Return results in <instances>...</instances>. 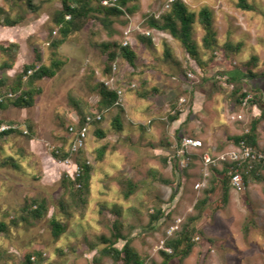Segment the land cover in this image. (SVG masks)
<instances>
[{
  "label": "rangeland",
  "instance_id": "374dc122",
  "mask_svg": "<svg viewBox=\"0 0 264 264\" xmlns=\"http://www.w3.org/2000/svg\"><path fill=\"white\" fill-rule=\"evenodd\" d=\"M168 1L141 0L139 12L111 17L110 25L91 18L70 36L62 52L58 48L65 64L55 77L37 82L42 92L35 105L24 109L10 102L0 109V120L18 127L0 141V218L9 225L0 233V264H24L26 256L37 251L46 253L44 264H125L101 254L107 246L102 238L113 235L115 224L148 256L147 264H161L166 242L187 223L197 229L195 247L185 260L177 257L168 264H264V170L262 180L245 182L243 177L241 188L233 186L226 202L223 175L215 171L223 169L224 161H238L233 137L247 131L262 113L255 150L264 152V0H248L252 9L241 8L239 0H183L195 15L197 58L171 33L149 26V17L160 18L170 10ZM33 3L38 11L26 0H0V43H28L25 64L39 57V65L49 66L52 41L60 37L53 17L62 0ZM204 8L212 15L215 32L211 48L205 45L199 16ZM41 9L49 17L40 15ZM7 19L19 23L6 26ZM125 41L136 54L133 65L121 56L115 61L109 57L112 51L120 53L115 43ZM34 45L38 53H33ZM19 50H0L2 91L12 89L24 70L25 64L16 65ZM250 71L260 77L252 78ZM229 74L246 76L243 91L262 88V98L254 105L251 94L239 103L234 86L226 82ZM112 79L114 87L124 90V101L107 109L101 105V90ZM178 109L180 119L172 122ZM73 113L104 115L91 126L81 153L93 172L89 189L79 199L62 181L67 167L53 157L56 147L69 145ZM32 136L37 138L34 144ZM180 136L203 140V147L191 150L184 170H176L174 162ZM103 146L107 149L100 156ZM206 155L212 159L209 164ZM128 181L136 185L129 198ZM212 184L209 203L191 222ZM33 198L47 199L45 217L34 219L24 212ZM159 206L170 216L153 224L151 215ZM54 219L66 227L60 237L54 234ZM125 242L120 239L117 246L123 248Z\"/></svg>",
  "mask_w": 264,
  "mask_h": 264
},
{
  "label": "trees",
  "instance_id": "16d2710c",
  "mask_svg": "<svg viewBox=\"0 0 264 264\" xmlns=\"http://www.w3.org/2000/svg\"><path fill=\"white\" fill-rule=\"evenodd\" d=\"M28 6L33 10H38L37 5H34L33 0H26ZM239 6L243 9H252L248 0H239ZM141 10V0H118L114 5H103L102 0H62V7L55 13L53 17L54 23L60 29V37L52 41V46L55 49L53 52V59L49 66L39 65L38 61L40 60L37 57L38 61L26 64L23 72L18 77V82L10 89L9 91L0 90V109H4L10 102H12L16 107L20 108H31L35 105L36 96L42 92L40 87H37L36 84L38 81L42 80L45 77H55L57 73L64 66L65 61L60 59L59 56V47L64 44L70 36L77 32L81 31L91 18H99L106 25L113 23L111 17H121L125 13L135 14ZM200 21L204 25L206 30V35L204 37L205 45L208 48L213 47L215 43V32L212 25V15L210 14L209 9L204 8L199 13ZM195 21V15L191 13L183 0H176L172 3V7L169 11L161 15L160 18H157L155 15H152L148 18V24L151 28L157 29L160 31H168L176 39L180 40L184 47L187 49L190 55L197 58L198 50L195 41L192 38V25ZM19 23L18 20L7 19L4 25L6 26H15ZM151 39V35H146ZM115 46L120 49V53L115 50L112 51L109 57L115 61L119 56L126 59L131 65L135 64L136 54L130 45L124 46V44L115 43ZM231 46V45H229ZM19 47L18 43H11L8 46H4L0 43V50L4 52H9L12 48ZM106 47H111V45H106ZM232 48V46H231ZM167 55H170L169 51ZM255 62L258 61L257 58L253 59ZM10 66V65H9ZM33 70V73L29 74V71ZM250 76L252 78L260 77L257 73L250 71ZM264 76V75H263ZM27 77V80H24ZM246 76L238 74H229L227 75L226 82L231 83L234 86V95L239 103H243L244 99L252 94V98L249 100L252 104H256L263 96L262 88L253 87L250 90L244 89V82ZM2 80H0V86ZM12 94V95H10ZM102 100L101 105L105 108H111L117 102L119 95L116 91L110 89L106 83H103V88L101 90ZM99 113H90L80 117L79 121H74L71 125H68L69 133V145L68 147L59 146L56 147L53 151V157L58 161H64L67 158H70L73 166H80V173L76 172L73 175L69 173L68 170H65L63 173L62 181L68 187L73 195V197L81 198L84 193L89 189L90 179L93 172V166L89 164L86 159L82 158L81 153L84 151L85 147L79 148L77 151L72 150V144L74 136L70 133V126H76L81 128L89 122V117H95ZM102 114V113H101ZM181 111L178 109L175 111L170 119L172 122L180 119ZM263 113L259 118L253 119L250 128L243 132L240 135L233 137L234 142L240 146L244 143L246 146H250L253 149L259 147V124L262 120ZM104 115L102 114L101 119H94L90 125L94 123L102 122ZM5 124L4 121L0 120V125ZM121 127V123H119ZM15 131L14 128H11L7 131L0 133V141L3 137L8 136L9 134ZM99 135H102L98 131ZM90 135V130H89ZM35 136L30 137L34 139ZM89 138V137H88ZM181 138L179 137V143ZM87 144V142H86ZM107 147L103 146L99 150L100 156H103ZM174 155V162L176 170H184L181 164V158ZM191 158V155H189ZM190 161V160H189ZM188 161V165L189 162ZM64 166V165H63ZM264 170V161L262 160H253L246 159L244 161H233L228 162L224 161L223 169L218 170L215 168L216 173L223 175L221 180L224 190L223 200L226 202L231 188L234 186L232 182L233 173H241L244 177L245 182H248L249 179L262 180L263 175L262 171ZM165 183H170L169 180L162 179ZM214 180V179H213ZM128 189L125 193L126 197H130L136 188V185L133 181H128ZM215 191V186L212 184L210 187L205 189V195L202 199L199 200L197 208L199 213L197 216L190 219L191 222L196 221L201 217L206 205L209 203V198L211 194ZM177 190L174 191L172 199L175 198ZM24 212L31 216L34 219H41L45 217L48 212V202L45 198H33L29 203L24 206ZM170 213H166V210L162 206L157 207L151 215V221L153 224L159 222L162 218L170 216ZM9 225L7 222L1 220L0 218V233L8 231ZM53 230L56 237H60L66 230V227L56 219L53 220ZM120 227L114 225V233L111 237L103 236V242L107 244L104 249H102L101 254L111 256L115 261H124L125 264H147L148 256L143 255L132 245L131 239H126L123 237L119 231ZM197 231L194 225L190 223L183 224L181 229L177 231L174 237H171L167 242V249L162 250L161 254L164 258L163 263L168 264L172 259L179 257L181 261L185 260L192 253L193 248L195 247L196 241L194 233ZM120 239H125L126 242L123 248H119L117 243ZM170 248L172 252L168 250ZM46 253L43 251H37L26 256L24 264H44L46 260Z\"/></svg>",
  "mask_w": 264,
  "mask_h": 264
},
{
  "label": "built area",
  "instance_id": "2783aa9c",
  "mask_svg": "<svg viewBox=\"0 0 264 264\" xmlns=\"http://www.w3.org/2000/svg\"><path fill=\"white\" fill-rule=\"evenodd\" d=\"M118 0H102V4L109 6V5H114L116 4ZM176 1V0H169L167 3V9H171L172 7V3ZM148 34H150V32H148ZM130 45L129 41H125L124 42V46H128ZM114 71H117V63H114ZM33 70L29 71V74H32ZM113 80L107 82V84L109 85V87L112 88V90L116 91L119 95V98L117 100V102L115 103V106L118 105H122L123 101H124V90L119 88V87H114L113 86ZM12 95V94H10ZM1 101L3 100L2 98L0 99ZM102 118V114L99 113L98 115H96L95 117H89V122L82 126L81 128H77L76 126H70V133L74 136L73 139V144H72V150L73 151H77L79 148L81 147H85L86 146V142L88 140L89 137V130H90V125L92 123V121L94 119H101ZM11 128H18L16 125H8V124H2L0 125V133L7 131ZM25 133H28V130L25 129L24 130ZM201 147H203V140L201 138H194L192 136H183L181 138V142L177 144V156L180 157H184V159H181V164L182 166H187L188 165V160L190 159L189 155L192 154V149H200ZM235 154V158L236 160H240V161H244L246 159H259L264 161V152H257L255 149H253L250 146H246L244 143H242V145L239 146V151ZM212 162V159L206 155L205 156V163L209 164ZM61 164H63L64 166L67 167V170L69 171V173L71 175H73L74 173L78 172L80 173V166L78 165H74L71 161L70 158H67L64 161H61ZM71 168V170L68 169ZM230 174L232 175V182L233 185L236 188H241L242 184H243V176L241 173L237 172V173H233V171H230ZM202 186L201 183H199L197 185L198 188H200Z\"/></svg>",
  "mask_w": 264,
  "mask_h": 264
},
{
  "label": "crops",
  "instance_id": "0c3cea01",
  "mask_svg": "<svg viewBox=\"0 0 264 264\" xmlns=\"http://www.w3.org/2000/svg\"><path fill=\"white\" fill-rule=\"evenodd\" d=\"M39 10V9H38ZM38 10H36V11H38ZM44 10H42L41 9V11H40V15H44V16H48V13H46V14H44V12H43ZM49 17V16H48ZM56 25V24H55ZM15 26H17V25H15ZM57 26V25H56ZM12 27H14V26H12ZM155 30H157V29H155ZM159 31V30H158ZM148 31H146V33H147ZM151 32H153L152 30H151ZM14 41H12L11 43H13ZM70 41L69 40H67L64 44H62L60 47V52H62V50H63V48L66 46V45H68V43H69ZM14 43H16V42H14ZM18 43V45H19V53H18V55H17V58H16V65H20V64H25V63H27V60H26V55H25V53H26V51H25V49L27 48V49H29L30 47H29V45H28V43H26L25 45L23 44V43H20V42H17ZM38 49H37V47H35V45L34 46H32V51H33V53H38V51H37ZM32 62V61H31ZM26 65V64H25ZM127 104L129 105V107H130V105H132L131 104V102H130V97L128 98V96H127ZM134 109V108H133ZM72 118H73V120L74 121H79V119H80V116L77 114V113H73L72 114ZM180 138H182L181 136H180ZM37 138H34V139H32L31 141V143L32 144H34L37 140H36ZM54 159V158H53Z\"/></svg>",
  "mask_w": 264,
  "mask_h": 264
}]
</instances>
